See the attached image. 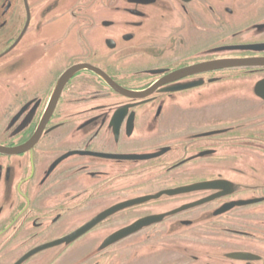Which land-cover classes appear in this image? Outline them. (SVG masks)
Listing matches in <instances>:
<instances>
[{
    "label": "flooded vegetation",
    "instance_id": "af4514ba",
    "mask_svg": "<svg viewBox=\"0 0 264 264\" xmlns=\"http://www.w3.org/2000/svg\"><path fill=\"white\" fill-rule=\"evenodd\" d=\"M0 264H264V0H0Z\"/></svg>",
    "mask_w": 264,
    "mask_h": 264
},
{
    "label": "water",
    "instance_id": "95a60500",
    "mask_svg": "<svg viewBox=\"0 0 264 264\" xmlns=\"http://www.w3.org/2000/svg\"><path fill=\"white\" fill-rule=\"evenodd\" d=\"M227 64H230V65H232L233 66V64H234V66L235 65H247V64H249V62L248 61H231V62H229V63H227ZM222 65H224V64H222ZM221 65V66H222ZM225 66V65H224ZM70 71H72V70H69L68 72H70ZM198 188L199 186H196V185H194V184H192V185H188L187 186V190H190V189H193V188ZM172 192V191H171ZM142 201V200H141ZM140 202V201H139ZM134 203H136V202H134ZM134 203H128L127 205H131V204H134ZM199 204V202H196V203H193V204H189V205H187V208H189V207H193V206H196V205H198ZM144 220H139V221H137L136 223H134L133 225H131L129 228H131V229H133V228H135L136 226H138V223H141V222H143ZM146 224V223H145ZM251 255L252 254H249V253H231L230 254V256L231 257H233V258H239V259H252L253 257H251Z\"/></svg>",
    "mask_w": 264,
    "mask_h": 264
}]
</instances>
